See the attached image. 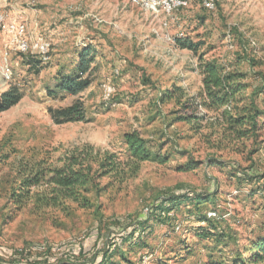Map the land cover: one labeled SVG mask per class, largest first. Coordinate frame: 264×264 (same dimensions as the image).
I'll return each mask as SVG.
<instances>
[{"label":"rangeland","instance_id":"1","mask_svg":"<svg viewBox=\"0 0 264 264\" xmlns=\"http://www.w3.org/2000/svg\"><path fill=\"white\" fill-rule=\"evenodd\" d=\"M61 1L73 33L52 44L47 58L7 51L0 32V93L14 85L22 92L0 112V264H204L248 246L264 228V0H212L210 10L203 0H188L171 17L129 0ZM42 7L0 0V11L18 20ZM176 39L200 43L197 53ZM85 46L95 51L85 75L90 86L77 96L54 90ZM201 61L246 75L262 112L251 139H220L212 112L198 129L181 119L204 113ZM177 87L180 100L162 96ZM77 98L86 120L54 124L48 107ZM129 132L164 161L137 162L124 141ZM105 154L116 156L122 170L103 175L95 160ZM74 155L92 164L79 201L60 196L44 204L55 196L51 169ZM38 169L45 177L27 199L20 183ZM16 194L20 202L12 200ZM197 194L209 200L156 209L166 198Z\"/></svg>","mask_w":264,"mask_h":264},{"label":"trees","instance_id":"2","mask_svg":"<svg viewBox=\"0 0 264 264\" xmlns=\"http://www.w3.org/2000/svg\"><path fill=\"white\" fill-rule=\"evenodd\" d=\"M176 45L182 49H189L197 53L200 43H193L190 39H176ZM95 51L91 46H85L78 53L74 70L67 75L57 78L54 90L63 94L77 96L83 93L89 86L90 80L87 75L93 70ZM200 75L202 91L200 95L201 107L204 113L198 115L195 111L181 118L183 121L193 123L195 128H200V120L204 119L208 112H212L215 117L212 122L214 132L219 134L220 139L228 142H240L251 139L256 134L259 124L258 118L262 112L257 108L254 100L255 90L244 83L246 75L235 69H228L215 61H201ZM248 90H251L250 93ZM264 92V83L259 89ZM162 96L166 99L180 100L183 97L180 88L165 89ZM22 98V92L17 86H10L6 91L0 93V112L15 106ZM186 109L185 105H182ZM187 110V109H186ZM48 115L54 124H64L68 122H82L86 120L84 103L77 98L71 104L64 107H48ZM124 141L129 154L137 162L160 160L152 148L147 146V142L136 132L124 134ZM80 156H72L60 167H53L49 173L48 182L55 186L54 197L45 196L44 204H57V198L62 197L72 201H79L80 191L89 180V172L92 169L90 162H85ZM212 162L213 160L210 159ZM97 167L103 175L117 173L121 171V161L113 155L105 154L103 158L95 160ZM190 166L188 169L196 168ZM45 177L41 170H37L32 176L24 179L22 186L23 196L32 198L29 188L37 184ZM25 190V191H24ZM17 198V199H16ZM13 201H19L16 194ZM209 199L197 194L192 198L170 197L163 203L156 206L160 212L171 211L173 206L178 208L188 203L197 204L207 202ZM155 207V206H154ZM204 264H264V228L256 238L249 240L248 246L239 249L230 256L219 255L217 258L212 255Z\"/></svg>","mask_w":264,"mask_h":264},{"label":"built area","instance_id":"3","mask_svg":"<svg viewBox=\"0 0 264 264\" xmlns=\"http://www.w3.org/2000/svg\"><path fill=\"white\" fill-rule=\"evenodd\" d=\"M25 1L30 4H35L37 0ZM129 2L154 16L163 15L165 17H171L179 9L188 6V0H129ZM202 4L209 10L214 7L212 0H203ZM0 32L6 36L7 51H14L20 54L31 53L41 59L47 58L52 45L51 41L42 35H38L33 40L30 39L24 21L10 18L4 12L0 11ZM5 55L7 54L5 53ZM5 75L6 78L10 77L8 71L5 72ZM102 86L103 90L109 88L105 84Z\"/></svg>","mask_w":264,"mask_h":264},{"label":"crops","instance_id":"4","mask_svg":"<svg viewBox=\"0 0 264 264\" xmlns=\"http://www.w3.org/2000/svg\"><path fill=\"white\" fill-rule=\"evenodd\" d=\"M36 2L43 6L42 9L24 13L22 16L30 39L33 40L38 35H42L52 44H58L61 41L67 42L71 38L73 30L72 28L68 29L66 25L73 19L69 14H65L67 16L65 21L61 18L65 7L64 2L61 0H37Z\"/></svg>","mask_w":264,"mask_h":264}]
</instances>
